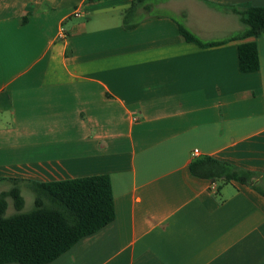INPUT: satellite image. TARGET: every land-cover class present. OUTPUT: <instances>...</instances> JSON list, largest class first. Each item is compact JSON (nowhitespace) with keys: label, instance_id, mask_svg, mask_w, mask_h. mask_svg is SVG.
<instances>
[{"label":"crops","instance_id":"0c3cea01","mask_svg":"<svg viewBox=\"0 0 264 264\" xmlns=\"http://www.w3.org/2000/svg\"><path fill=\"white\" fill-rule=\"evenodd\" d=\"M132 1L0 0V193L109 176L113 220L46 264H262L264 196L188 167L210 156L264 189V35L254 72L237 65L252 38L228 39L231 8L264 0H153L125 29Z\"/></svg>","mask_w":264,"mask_h":264},{"label":"trees","instance_id":"16d2710c","mask_svg":"<svg viewBox=\"0 0 264 264\" xmlns=\"http://www.w3.org/2000/svg\"><path fill=\"white\" fill-rule=\"evenodd\" d=\"M152 2L133 0L122 12V27L133 28L141 20L154 16L156 12ZM231 9L240 17L243 28L228 39L252 38L237 46L238 69L254 72L259 69L254 38L264 35V6ZM178 31L186 41L202 46L217 44L200 42L181 23H178ZM188 169L191 175L211 182L221 179L249 185L264 196V189L255 184L258 173L228 162L204 156L192 161ZM29 187L34 196V206L29 211H22L23 199L16 180H12V186L7 191L0 193V264L49 263L81 237L97 231L114 218L111 182L107 174L49 182L33 181L29 182ZM7 197L13 201L15 212L12 215L5 214Z\"/></svg>","mask_w":264,"mask_h":264},{"label":"rangeland","instance_id":"374dc122","mask_svg":"<svg viewBox=\"0 0 264 264\" xmlns=\"http://www.w3.org/2000/svg\"><path fill=\"white\" fill-rule=\"evenodd\" d=\"M21 195L23 197L24 203L22 206V211H29L33 208V192L31 191V188L29 186L23 187L21 190ZM9 200V198H7ZM15 212L14 207L9 204L5 214L6 215H12Z\"/></svg>","mask_w":264,"mask_h":264},{"label":"built area","instance_id":"2783aa9c","mask_svg":"<svg viewBox=\"0 0 264 264\" xmlns=\"http://www.w3.org/2000/svg\"><path fill=\"white\" fill-rule=\"evenodd\" d=\"M72 15L74 17H81L82 16L81 6L80 7H76L73 10ZM65 33H66V28H65V26L63 24H61L59 26V29H58L57 39H63V38H65ZM197 153H198L197 149H194L193 150V155H197Z\"/></svg>","mask_w":264,"mask_h":264}]
</instances>
